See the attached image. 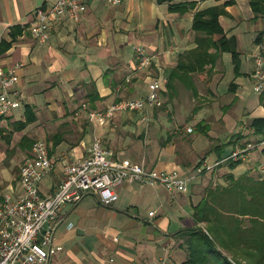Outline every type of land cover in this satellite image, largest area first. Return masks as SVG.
<instances>
[{"label":"crops","instance_id":"crops-1","mask_svg":"<svg viewBox=\"0 0 264 264\" xmlns=\"http://www.w3.org/2000/svg\"><path fill=\"white\" fill-rule=\"evenodd\" d=\"M53 1L0 0V42L11 40L12 27L20 28L11 47L0 55V65L24 63L18 85L22 104L0 118V125L8 120L12 125L25 120L27 108L34 113L35 119L15 133L49 140L50 155L56 163L40 184L43 194L51 193L64 177V161L86 155L96 136L111 156L127 157L148 168L179 170L185 177H190L201 162L221 163L212 172L192 178L185 193L126 180L118 186L119 199L110 211H99L102 204L94 195L78 204H66L56 238L63 249L51 257L49 264H109L110 256L115 258V264H158L160 256L173 248L175 235L195 225L194 206L202 198V189L227 184V174L238 178L250 173L264 178V90H255L254 75V57L264 52V13H255L250 0H178L197 3L195 9L186 12L172 10L157 0H124L119 5L107 0H85L87 10L81 19L54 21L50 39L40 45L31 34L34 12ZM226 1L232 3L226 6L227 13L220 22L228 37L237 38L240 74L235 73L230 52H222L214 64L204 65L203 71L191 72L188 76L196 93L194 75L203 80L213 98L193 108L196 116L190 123L172 122L169 126L155 111L160 107L117 113L106 126L88 120L81 107L84 102L92 108L105 109L124 98L146 96L153 78L169 79L179 58L197 47L192 30L195 11ZM250 25L255 29L251 30ZM250 31H254L255 38L252 46H246ZM220 37L214 35L216 40ZM137 45L145 47L151 57L145 69L138 68ZM229 62L233 73L230 81L226 78ZM188 81L176 79L172 90L167 81L162 88L164 103L167 96L172 98L176 82L189 88ZM261 81L264 86V69ZM232 82L236 84L234 90ZM223 91L231 92V96L229 103L221 105L216 96ZM155 122L165 130L158 129ZM49 123L57 124L53 135L47 131ZM136 130L138 136L132 134ZM57 134L62 138L55 145L51 138ZM246 147L241 163L230 167L237 160L226 158ZM90 203L99 207H90ZM150 211L155 212L153 216ZM94 212L104 221L112 220L111 225L121 230H106L103 236H93L87 243L82 219ZM70 223L73 226L69 228Z\"/></svg>","mask_w":264,"mask_h":264},{"label":"built area","instance_id":"built-area-1","mask_svg":"<svg viewBox=\"0 0 264 264\" xmlns=\"http://www.w3.org/2000/svg\"><path fill=\"white\" fill-rule=\"evenodd\" d=\"M107 1L119 5L124 0ZM86 10L85 0H54L48 7H39L34 12L32 37L43 45L50 39L54 21L68 18L78 22ZM135 53L139 69L151 64L145 47L135 46ZM23 66L22 62L6 67L0 65V118L22 104L23 95L18 85L19 71ZM263 69L264 56L258 53L254 57V75L257 83L255 90L259 93L264 90L261 82ZM167 81L166 77L153 78L148 84L146 96L124 98L105 109L92 108L88 102L81 107L91 123L104 126L120 112H145L152 107H162V88ZM247 147L233 151L226 159L239 160ZM87 151L86 155L65 160L64 177L51 193L43 194L40 184L53 171L56 160L50 155L46 139L33 143L30 155L20 167L18 184L0 191V264H49L51 257L63 249L56 238L66 204H78L86 196L94 195L102 205L111 206L119 199L118 186L126 180L162 186L169 192L185 193L192 178L212 172L221 163L201 162L190 177H185L179 170L148 168L130 158L111 156L99 136L94 137ZM154 213L150 211L149 215ZM72 226L70 223L69 228ZM109 264H115V259L109 258ZM158 264H174L171 252L160 256Z\"/></svg>","mask_w":264,"mask_h":264},{"label":"trees","instance_id":"trees-1","mask_svg":"<svg viewBox=\"0 0 264 264\" xmlns=\"http://www.w3.org/2000/svg\"><path fill=\"white\" fill-rule=\"evenodd\" d=\"M157 1L167 3L172 10L181 12L195 9L197 4L195 1ZM230 3L232 1H226L222 5L195 11L192 30L196 33L197 47L182 55L175 68L169 72L168 87L171 90L176 79L184 83L190 80L186 84L195 93V86L188 75L203 71L207 63L214 64L222 52L232 54L235 73L240 74L237 38L234 35L228 37L220 22V17L227 13L225 8ZM250 5L255 13H264V0H250ZM18 33L20 28H11V40L3 39L0 42V55L11 47ZM216 34L221 35L217 40L214 39ZM210 49L215 51L210 52ZM235 85L231 83L233 90ZM34 119V113L27 108L25 120L15 122L14 130H23ZM61 138V134H57L51 140L57 145ZM27 147L29 149L30 145ZM239 163L240 160L232 161L230 167ZM226 179L225 185L206 188V193L194 206L195 225L175 235V238L183 240L181 245L188 252L183 264H264V178L245 173L238 178L227 174ZM243 260L247 262L243 263Z\"/></svg>","mask_w":264,"mask_h":264},{"label":"rangeland","instance_id":"rangeland-1","mask_svg":"<svg viewBox=\"0 0 264 264\" xmlns=\"http://www.w3.org/2000/svg\"><path fill=\"white\" fill-rule=\"evenodd\" d=\"M254 27L255 26L250 25L251 30H254L255 29ZM259 27L262 28L261 23H259ZM250 32L252 33H249L248 37L245 38L246 43L244 44L246 46H252L253 39L255 38L254 31H250ZM220 66H221V70L224 72L225 71L224 63L223 62L220 63ZM229 68H231L230 62L228 63V66H227L228 74L226 76V78L230 81L233 77V73H232V70H229ZM192 79L196 83L197 93L196 92L193 93L191 89L184 87V84H182L181 82H176L175 91L173 93L172 98L170 99L167 96V100L163 104V106L158 109L156 108L155 110L157 115H161L166 120V124L168 123L169 126L171 124L173 125V123L174 124L181 123V121L183 122L185 121V123H188V122L190 123V121L193 120L194 116H196V114L193 113L194 112L193 108L196 107V105L200 103H203V102L207 103L209 100L213 98V95L210 94V91L207 90V86L202 83L203 80H201L197 75H194ZM256 84L257 83L255 82V85ZM230 93L231 92L229 91H225V92L223 91V92L218 93L216 97H218L219 103L221 105L226 104V102L229 103L228 98H230L231 96ZM151 116L153 117V114H151ZM10 122H12V120L3 122L2 125H0V191L8 189L10 188V186L15 187L16 184H18L20 167L22 163L24 159L30 155L31 149H32L31 145H33V143L36 140H38V138H41L39 136L35 137V135L23 136L22 132L15 133V130L12 131L13 129H15V125L8 124ZM111 123L112 122H110L107 125H110ZM46 125H47V131L49 135L50 134L53 135L54 132L57 130V124L49 123ZM154 125L158 126V129L165 130L164 127H161L160 124L157 122H155ZM137 132L139 131L136 130L132 134L135 136H138L139 133ZM28 139L31 141L29 142ZM46 139L48 142L49 141L48 138ZM29 145L30 147L29 149H27L28 148L27 146ZM201 193H202V196H204V194L206 193V188L202 189ZM90 201L91 202L95 201V199L90 198ZM113 205L111 206L100 205L99 207L98 205L94 206L93 203H90V207H95V208L99 207L100 208L99 211L101 210L110 211L112 210L110 208H112ZM90 207H87V208H90ZM149 209H150L149 207L146 208L147 213ZM98 213L94 212V213H89V216H83V219H82V222L84 225L83 233L85 234L84 237H86L85 240L87 241V243H90V241H92L91 238L93 236H97V235L103 236L106 233V230H109V231H111L112 229L115 231L121 230L119 226L113 227L111 225L112 220H109L107 218L106 221H104L102 218H98L97 216ZM201 225L204 226V224H201ZM182 241L183 240L181 239L175 238L173 242V248H171L170 250L173 260H174V264H183V262L186 260L188 252H187L186 247L184 245L183 246L181 245ZM224 252L227 253L226 251ZM109 258H111V256L108 257V259ZM246 262L247 261L243 260V263H246ZM115 263H116V260H115Z\"/></svg>","mask_w":264,"mask_h":264}]
</instances>
